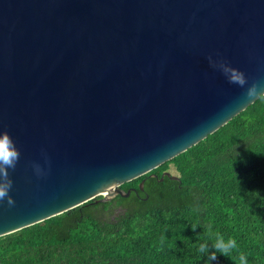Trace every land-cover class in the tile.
I'll use <instances>...</instances> for the list:
<instances>
[{
  "label": "water",
  "instance_id": "obj_1",
  "mask_svg": "<svg viewBox=\"0 0 264 264\" xmlns=\"http://www.w3.org/2000/svg\"><path fill=\"white\" fill-rule=\"evenodd\" d=\"M221 62L264 81V0H0V130L20 150L0 237L128 198L264 95Z\"/></svg>",
  "mask_w": 264,
  "mask_h": 264
},
{
  "label": "trees",
  "instance_id": "obj_2",
  "mask_svg": "<svg viewBox=\"0 0 264 264\" xmlns=\"http://www.w3.org/2000/svg\"><path fill=\"white\" fill-rule=\"evenodd\" d=\"M171 164L179 180L160 181ZM120 188L136 191L106 202H97L100 196L0 237V264H207L198 248L209 225L236 240L232 257L264 264V95L205 140ZM232 257L217 254L212 264H234Z\"/></svg>",
  "mask_w": 264,
  "mask_h": 264
},
{
  "label": "clouds",
  "instance_id": "obj_3",
  "mask_svg": "<svg viewBox=\"0 0 264 264\" xmlns=\"http://www.w3.org/2000/svg\"><path fill=\"white\" fill-rule=\"evenodd\" d=\"M221 68L228 83L236 84L242 89L247 85L244 93L247 98H256L264 94V81L253 80L251 84H248V77L238 68L223 62H221ZM42 157L44 160L43 166L36 162L31 164L32 173L38 179L46 177L49 171L47 154L42 152ZM19 158L20 150L15 140L6 129L0 130V205L6 204L8 207H12L15 204L13 197L10 195L13 181L9 172L16 168ZM206 235L208 240L199 245L198 253L206 258L207 264H212L217 259V254L224 257H232L233 252L237 250L235 239L229 238L225 240L222 235L212 233L211 225L208 226ZM208 241H211V246H209ZM232 258L234 264L237 259L238 264H249L248 258L244 254H238V257Z\"/></svg>",
  "mask_w": 264,
  "mask_h": 264
},
{
  "label": "rangeland",
  "instance_id": "obj_4",
  "mask_svg": "<svg viewBox=\"0 0 264 264\" xmlns=\"http://www.w3.org/2000/svg\"><path fill=\"white\" fill-rule=\"evenodd\" d=\"M168 172H170L172 175L179 176V174H178V172L176 171V169H175V167H174L173 164H171V165L169 166V171H168Z\"/></svg>",
  "mask_w": 264,
  "mask_h": 264
}]
</instances>
